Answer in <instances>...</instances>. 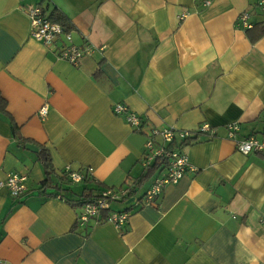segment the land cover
<instances>
[{
	"label": "crops",
	"instance_id": "crops-1",
	"mask_svg": "<svg viewBox=\"0 0 264 264\" xmlns=\"http://www.w3.org/2000/svg\"><path fill=\"white\" fill-rule=\"evenodd\" d=\"M257 1L0 0V180L26 175L19 197L0 187V261L264 264V152L237 151L226 128L264 136V34L250 41L238 22L247 12L251 27L264 24ZM29 5L66 16L87 51L77 65L56 57L62 37L45 45L30 36ZM116 102L140 115L141 131L113 113ZM202 122L215 135L182 145L194 169L145 203L164 166H142L145 134ZM67 164L92 172L69 183ZM125 186L132 195L109 205L129 211L125 224L76 223L87 194Z\"/></svg>",
	"mask_w": 264,
	"mask_h": 264
},
{
	"label": "built area",
	"instance_id": "built-area-1",
	"mask_svg": "<svg viewBox=\"0 0 264 264\" xmlns=\"http://www.w3.org/2000/svg\"><path fill=\"white\" fill-rule=\"evenodd\" d=\"M257 4L264 10V0H258ZM24 10L30 17V36L45 45H52L58 38L62 37L55 51L56 57L64 59L72 65H77L87 51L72 42L70 32L65 31L60 23L44 15L39 5H29ZM247 19V12L241 13L238 17V22L243 28L251 27ZM112 111L117 115L122 114L132 128L142 130L143 121L140 115L128 109L125 103H114ZM46 112L47 106L42 105L38 110L39 117H44ZM226 128L227 136L233 140L237 151L243 154L252 151L264 152V136L258 138L255 135H249L244 138H236L237 125L228 124ZM215 131V127L207 122L200 123L192 130L166 126L148 131L145 134L141 164L147 168L153 161L161 160L164 166L163 171L153 179L142 200L145 203L153 202L165 185L175 183L187 170H193L194 168L189 164L187 156L182 150V145L198 135L213 137ZM177 140L180 141L179 144H177ZM62 172L67 175L72 183H76L82 181L85 174L89 175L92 172V167L73 169L71 165L67 164L63 167ZM25 180V174L9 172L4 179L0 180V187H5L12 197H19L26 190ZM130 194L132 195L130 186L101 190L97 196L82 203L81 209L76 215V223L85 226L88 219L93 217L95 222L106 220L118 228L121 227L128 221L129 211H109V205L112 201L129 197ZM104 212L106 214L101 216ZM0 264H4L3 261H0Z\"/></svg>",
	"mask_w": 264,
	"mask_h": 264
},
{
	"label": "trees",
	"instance_id": "trees-1",
	"mask_svg": "<svg viewBox=\"0 0 264 264\" xmlns=\"http://www.w3.org/2000/svg\"><path fill=\"white\" fill-rule=\"evenodd\" d=\"M49 19L56 21L58 23H60L62 25V27L64 28L65 31H69L70 29V24L68 22V19L66 18L65 15H63L61 12H51L50 15L48 16ZM256 28V29H254ZM255 31V32H252ZM245 33L247 34V36L249 37L250 41H254L255 39L259 38L262 34H264V24L258 23L250 28H246L245 29ZM7 111H6V101L5 99L0 95V115H5L7 116ZM21 141H27L21 137H19ZM41 152V156L44 159L45 162V166L48 167L49 166V159H48V155L45 151V149L40 150ZM62 173V178L65 179V181L72 183L67 175L63 172ZM89 176L87 174H85V176L83 177V180H87ZM133 190V189H131ZM132 192V191H131ZM24 194V193H23ZM22 194V195H23ZM93 197L87 194L86 199H82L81 203L85 202L86 200H90Z\"/></svg>",
	"mask_w": 264,
	"mask_h": 264
},
{
	"label": "water",
	"instance_id": "water-1",
	"mask_svg": "<svg viewBox=\"0 0 264 264\" xmlns=\"http://www.w3.org/2000/svg\"><path fill=\"white\" fill-rule=\"evenodd\" d=\"M25 147H26L28 150H31V151H33V152H35V151L38 150V147H37L36 145L32 144V143H26V144H25ZM132 199H133L132 197L128 198V199H127V202L132 201Z\"/></svg>",
	"mask_w": 264,
	"mask_h": 264
},
{
	"label": "rangeland",
	"instance_id": "rangeland-1",
	"mask_svg": "<svg viewBox=\"0 0 264 264\" xmlns=\"http://www.w3.org/2000/svg\"><path fill=\"white\" fill-rule=\"evenodd\" d=\"M113 202V201H112Z\"/></svg>",
	"mask_w": 264,
	"mask_h": 264
}]
</instances>
